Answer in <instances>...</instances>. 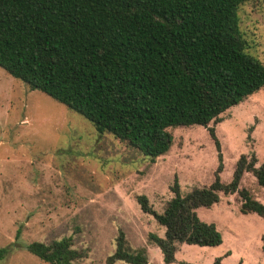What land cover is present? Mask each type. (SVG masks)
<instances>
[{"label": "trees", "instance_id": "1", "mask_svg": "<svg viewBox=\"0 0 264 264\" xmlns=\"http://www.w3.org/2000/svg\"><path fill=\"white\" fill-rule=\"evenodd\" d=\"M250 0H0V68L72 110L95 128L138 150L150 162L168 153V129L207 128L220 115L264 87V64L247 52L238 9ZM208 134L218 151L213 182L173 197L161 214L136 198L143 213L164 228L150 240L164 264L175 261L178 245L215 247L221 234L201 221L198 208L218 203L219 195L238 193L241 214L264 218V205L245 189L251 173L264 188V163L241 156L228 184L220 182L221 155L214 130ZM0 248V260L20 247ZM264 252V236L261 239ZM24 249L46 264H72L84 251L70 238ZM147 264L145 250L130 253L123 233L107 259ZM217 264V261L214 262Z\"/></svg>", "mask_w": 264, "mask_h": 264}, {"label": "rangeland", "instance_id": "2", "mask_svg": "<svg viewBox=\"0 0 264 264\" xmlns=\"http://www.w3.org/2000/svg\"><path fill=\"white\" fill-rule=\"evenodd\" d=\"M239 29L247 52L264 64V0L238 9ZM214 130L221 155L220 182L228 184L238 159L264 163V87L220 115L207 128L168 129L172 146L154 162L109 133L98 134L78 113L46 94L31 90L0 68V248L20 247L0 264H46L28 253L31 242L50 244L70 238L84 251L72 264H108L123 233L134 254L145 250L147 264H164L150 240L164 228L141 211L136 198L161 214L173 197L174 180L182 196L208 187L218 165V151L208 134ZM245 189L264 205V188L251 173ZM238 193L219 195L218 203L198 208V218L215 225L222 242L215 247L178 245L172 264H264L261 239L264 218L241 214ZM113 264H127L116 261Z\"/></svg>", "mask_w": 264, "mask_h": 264}]
</instances>
